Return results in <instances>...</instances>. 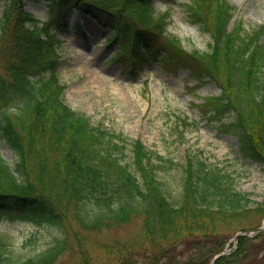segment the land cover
<instances>
[{
  "label": "trees",
  "instance_id": "16d2710c",
  "mask_svg": "<svg viewBox=\"0 0 264 264\" xmlns=\"http://www.w3.org/2000/svg\"><path fill=\"white\" fill-rule=\"evenodd\" d=\"M25 1L9 0L0 19V138L18 159L12 166L0 156V225L28 221L55 226L61 235L40 254L13 262L11 236L0 230V264H137L138 253L143 264H209L235 231L255 227L250 219L264 217V203L251 207L249 194L236 191L201 157L184 166L178 204L166 195L154 155L139 139L131 142L134 171L122 162L123 134L110 135L63 100L55 73L60 39L50 27L61 17L39 25ZM50 1L62 18L75 7L110 26L114 60L140 63L152 56L167 67L187 66L198 82L219 85L220 94L198 108L234 131L243 153L264 169V26L246 31L239 20L230 26L237 8L229 0H192L185 3L190 21L213 44L191 51L167 33L170 12L157 13L153 0ZM230 113L234 118L225 123ZM136 216L143 219L140 244L105 243L95 253L88 233ZM256 236L261 240L240 235L236 249L214 264H246L249 247L264 249V231ZM181 243L189 254L178 259Z\"/></svg>",
  "mask_w": 264,
  "mask_h": 264
},
{
  "label": "rangeland",
  "instance_id": "374dc122",
  "mask_svg": "<svg viewBox=\"0 0 264 264\" xmlns=\"http://www.w3.org/2000/svg\"><path fill=\"white\" fill-rule=\"evenodd\" d=\"M8 1L0 0V19ZM153 1L157 13L170 12L167 33L176 35L188 50L210 49L213 43L210 34L190 21L183 5L191 0ZM229 1L237 8L231 24L239 20L246 31L264 25V0ZM24 6L40 24L61 17L52 27L57 29L60 39L57 45L60 61L55 73L64 85L63 99L72 110L84 115L93 125H101L110 135L123 134L127 144L122 162L132 171L135 168L131 142L140 139L153 153L152 163L158 165L156 174L175 204L182 196L187 160L197 161L199 157L209 168L226 175L236 191L249 194L251 207L264 203L262 165L244 155L235 132L224 129L215 118H207L197 107L196 103L203 98L220 93L218 85L206 80L194 89L197 79L187 66L175 63L167 67L152 56L140 63L130 58L114 60L118 48L109 40L112 28L94 24L90 15L77 9H68L62 18L50 9V0H27ZM260 40L264 44V32ZM2 63L0 58V71ZM233 118L230 113L223 121L229 123ZM182 119H187L186 123ZM0 156L12 166L18 161L3 138H0ZM250 220L255 222L252 223L255 227L245 235L252 238L250 242H257L261 239L256 236V228L261 225L260 233L264 231V217L256 215ZM142 224L143 219L136 216L125 223L88 233V239L96 254L101 253L99 248L105 243L137 246L142 242ZM0 230L4 236H11L7 254L13 262L40 254L61 235L55 226L37 227L28 221L6 222L0 225ZM235 243V237L230 238L227 248L234 249ZM178 249L183 252L177 253L178 259L189 254L183 243ZM247 257L246 264H264V249L249 247ZM136 260L137 264H143L144 256L138 253Z\"/></svg>",
  "mask_w": 264,
  "mask_h": 264
},
{
  "label": "water",
  "instance_id": "95a60500",
  "mask_svg": "<svg viewBox=\"0 0 264 264\" xmlns=\"http://www.w3.org/2000/svg\"><path fill=\"white\" fill-rule=\"evenodd\" d=\"M261 229H263V227H260L258 230H261ZM223 254L224 253H218V254L214 255V257L212 258L213 260H212L211 264H214V262L216 261V258L219 257L220 255H223Z\"/></svg>",
  "mask_w": 264,
  "mask_h": 264
},
{
  "label": "bare ground",
  "instance_id": "6f19581e",
  "mask_svg": "<svg viewBox=\"0 0 264 264\" xmlns=\"http://www.w3.org/2000/svg\"><path fill=\"white\" fill-rule=\"evenodd\" d=\"M92 22L95 24L96 23V21H94L93 19H92Z\"/></svg>",
  "mask_w": 264,
  "mask_h": 264
}]
</instances>
